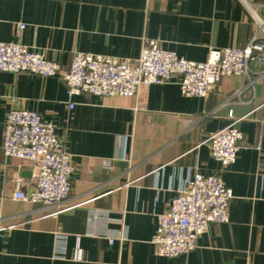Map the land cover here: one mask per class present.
<instances>
[{
	"label": "crops",
	"instance_id": "obj_1",
	"mask_svg": "<svg viewBox=\"0 0 264 264\" xmlns=\"http://www.w3.org/2000/svg\"><path fill=\"white\" fill-rule=\"evenodd\" d=\"M254 15L264 19V0H0V42L45 51L62 71L77 53L138 58L145 40L205 62L212 49L244 48ZM260 70L251 64L255 86L238 98L248 83L238 76L223 78L205 98L183 96L179 77L133 98H70L59 76L0 72V264H264ZM11 110L34 111L52 123L71 158L70 198L56 217L13 198L15 179L23 177L29 190L34 169L4 156ZM234 119H241V149L223 168L205 142ZM106 159H114L113 169L104 168ZM196 172L220 174L232 190L229 221L212 224L187 255L158 256L157 217ZM93 213L104 217L92 222ZM58 230L68 236L65 259L54 257ZM78 239L81 261L73 258Z\"/></svg>",
	"mask_w": 264,
	"mask_h": 264
},
{
	"label": "built area",
	"instance_id": "obj_2",
	"mask_svg": "<svg viewBox=\"0 0 264 264\" xmlns=\"http://www.w3.org/2000/svg\"><path fill=\"white\" fill-rule=\"evenodd\" d=\"M254 20L253 35L244 48L212 49L205 62L186 60L176 52L162 48L156 40H145L138 58L77 53L69 68L62 71L57 63L48 59L45 51H33L19 42H0V72L30 73L44 78L59 76L65 82L70 98L82 94L133 98L142 88L172 82L174 77H179L183 96L205 98L223 78L238 76L248 82L233 95L238 98L247 88L255 86L251 64L261 67L258 74L264 83V19L254 15ZM19 27L23 29L25 25L19 24ZM74 106L73 102L69 104L70 109ZM258 109L263 112L264 124V97ZM240 121L232 120L228 126L213 132L205 142L212 157L223 168L236 161L241 149ZM2 149L6 159L27 162L34 169V182L29 190L22 189L23 177L15 179V200L50 209L52 211L46 215L49 217H56L67 209L74 169L52 123L34 111L11 110L5 120ZM113 162L114 159L104 160V168L113 169ZM233 198L232 190L225 186L220 174L196 172L179 190L169 209L157 217L152 240L157 255L174 258L192 252L198 238L212 224L229 221V205ZM103 217L104 214L93 213L90 220L95 222ZM54 237V257L65 259L68 236L58 230ZM73 258L76 261L83 259L79 239Z\"/></svg>",
	"mask_w": 264,
	"mask_h": 264
}]
</instances>
